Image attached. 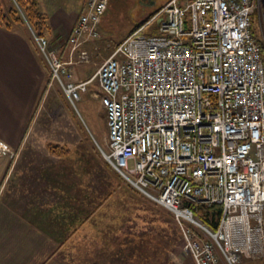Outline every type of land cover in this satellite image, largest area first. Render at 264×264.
I'll return each mask as SVG.
<instances>
[{
    "label": "built area",
    "instance_id": "obj_1",
    "mask_svg": "<svg viewBox=\"0 0 264 264\" xmlns=\"http://www.w3.org/2000/svg\"><path fill=\"white\" fill-rule=\"evenodd\" d=\"M108 3L86 1L70 56L98 38ZM29 29L73 106L96 79L105 162L172 214L194 264L264 256V0H166L84 81L72 79V58ZM0 155L14 152L0 142ZM190 203L220 206L215 228Z\"/></svg>",
    "mask_w": 264,
    "mask_h": 264
},
{
    "label": "rangeland",
    "instance_id": "obj_2",
    "mask_svg": "<svg viewBox=\"0 0 264 264\" xmlns=\"http://www.w3.org/2000/svg\"><path fill=\"white\" fill-rule=\"evenodd\" d=\"M38 1L47 16L49 31L44 32L50 46L57 48L64 60L72 58V64L69 66L75 77L82 79L92 76L100 63L110 55L114 46L137 25L151 17L166 0H156L155 3L148 0H108L107 10L99 26L98 38L83 44L72 56L69 38L66 40L52 36L48 14L50 11L47 12L41 1ZM82 10L59 12H67L69 15L76 13L78 17ZM151 31L152 25H148L142 33ZM81 50L87 52L86 59L79 58ZM85 66L86 68H83ZM63 95L60 85L52 81L47 72L45 89L34 111L38 116L25 143V149L20 156L16 155V160L57 163L63 167L54 171L58 185L62 179L64 188L70 189L68 183L73 179V185L78 181L81 189L86 186L91 191L81 190L79 194V198L86 201V207L81 211L78 224L65 234L64 254L74 258V261L77 260V264H91V244L98 245L102 241L104 245H127L123 250L109 251L114 254L112 257H118L115 262L119 264H151L147 259L141 262L139 253L145 254V258L152 253V264H194L182 248V237L172 214L123 182L106 166L101 149L108 150V131L96 79L92 80L88 91L82 94L80 102L76 103L74 112L81 115L87 124L85 128L79 121V144L73 147L72 152L66 144H63L64 148L54 145V141L66 142L67 136H70V132L64 128L63 115L65 111L67 114L73 113L66 107L63 110ZM78 171L79 179L76 180ZM58 194L49 197L54 200L65 199V195L62 198V195ZM91 231L100 235L91 237ZM150 245H153L152 250ZM96 254L100 258L110 257L108 252L100 251ZM219 264L226 262L221 259ZM239 264H264V256L243 259Z\"/></svg>",
    "mask_w": 264,
    "mask_h": 264
},
{
    "label": "crops",
    "instance_id": "obj_3",
    "mask_svg": "<svg viewBox=\"0 0 264 264\" xmlns=\"http://www.w3.org/2000/svg\"><path fill=\"white\" fill-rule=\"evenodd\" d=\"M40 1L43 8L50 11L52 36L67 40L77 15L59 11L84 9L87 0ZM59 57L64 60L62 54ZM69 69L74 81L91 77L77 79L70 66ZM46 71L49 72L47 65L33 47L29 26L18 23L6 29L0 25V142L15 154L0 155V264H77V260L64 254L65 234L78 224L81 211L86 207V201L79 198L81 190L91 191L86 186L81 189L78 181L73 185V179L68 183L70 189L64 188L62 179L58 185L54 171L63 167L57 163L16 160V155L20 156L25 149L38 116L34 111L45 89ZM63 96V110L66 107L73 113L67 114L65 111L63 115L64 128L70 132V136H67L66 142L59 140L53 143L62 148L66 144L72 152L73 147L79 144V121L85 128L87 124L81 115L74 112L76 105L73 106L65 94ZM78 179L79 171L76 173ZM55 193L66 197L57 200L49 197ZM99 235L91 231V237ZM101 242L91 244V264H119L115 262L118 257H112L114 254L109 251L123 250L127 245H104ZM150 249H153V245H150ZM100 251L108 252L110 257L100 258L96 254ZM139 255L141 262L147 259L152 264V253L146 258L143 253Z\"/></svg>",
    "mask_w": 264,
    "mask_h": 264
},
{
    "label": "trees",
    "instance_id": "obj_4",
    "mask_svg": "<svg viewBox=\"0 0 264 264\" xmlns=\"http://www.w3.org/2000/svg\"><path fill=\"white\" fill-rule=\"evenodd\" d=\"M145 21L133 30L140 27ZM18 23L29 26L38 35L45 36L44 31H49L47 16L41 10L38 0H0V25L6 29H11L12 26ZM31 41L37 51L32 37ZM190 205L195 209L196 215L203 223L215 228L220 217V206L194 203H190Z\"/></svg>",
    "mask_w": 264,
    "mask_h": 264
},
{
    "label": "flooded vegetation",
    "instance_id": "obj_5",
    "mask_svg": "<svg viewBox=\"0 0 264 264\" xmlns=\"http://www.w3.org/2000/svg\"><path fill=\"white\" fill-rule=\"evenodd\" d=\"M148 1L151 2V3H155L156 0H148Z\"/></svg>",
    "mask_w": 264,
    "mask_h": 264
}]
</instances>
